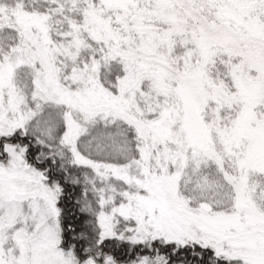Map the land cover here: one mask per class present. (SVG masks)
Here are the masks:
<instances>
[{
    "label": "snow or ice",
    "instance_id": "1",
    "mask_svg": "<svg viewBox=\"0 0 264 264\" xmlns=\"http://www.w3.org/2000/svg\"><path fill=\"white\" fill-rule=\"evenodd\" d=\"M0 264H264V0H0Z\"/></svg>",
    "mask_w": 264,
    "mask_h": 264
}]
</instances>
